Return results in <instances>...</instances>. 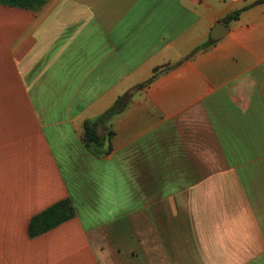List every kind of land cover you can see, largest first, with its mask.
I'll return each instance as SVG.
<instances>
[{"label": "crops", "instance_id": "1", "mask_svg": "<svg viewBox=\"0 0 264 264\" xmlns=\"http://www.w3.org/2000/svg\"><path fill=\"white\" fill-rule=\"evenodd\" d=\"M255 1L0 0V264H264ZM118 98L95 155L83 123Z\"/></svg>", "mask_w": 264, "mask_h": 264}, {"label": "trees", "instance_id": "2", "mask_svg": "<svg viewBox=\"0 0 264 264\" xmlns=\"http://www.w3.org/2000/svg\"><path fill=\"white\" fill-rule=\"evenodd\" d=\"M264 0H256L253 4L262 3ZM248 5L237 9L229 14H227L223 21L225 23L230 22L231 20L237 19L239 14L247 8ZM158 69H155V74L150 77L146 82L149 83L153 77L156 75ZM125 101L122 98H118L113 105L108 108L102 114L92 118L87 119L83 123V134H82V142L87 149L92 151L95 155H106L111 151V146L109 143V138L112 135V131L109 130L105 136H101L97 132V125L99 123L105 122L110 119L111 116L120 112L124 106ZM107 137V139H105ZM107 142V146L105 143ZM74 214L73 207L68 199L62 200L59 203L49 207L48 209L44 210L42 213L38 214L37 216L31 219L29 224V233L35 234L42 231H45L61 221L72 217Z\"/></svg>", "mask_w": 264, "mask_h": 264}, {"label": "water", "instance_id": "3", "mask_svg": "<svg viewBox=\"0 0 264 264\" xmlns=\"http://www.w3.org/2000/svg\"><path fill=\"white\" fill-rule=\"evenodd\" d=\"M228 32H229L228 27L224 23L218 21L212 27L210 32V37L212 40H218L224 37Z\"/></svg>", "mask_w": 264, "mask_h": 264}]
</instances>
